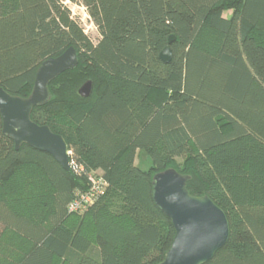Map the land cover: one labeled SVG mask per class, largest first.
<instances>
[{
  "label": "trees",
  "instance_id": "obj_1",
  "mask_svg": "<svg viewBox=\"0 0 264 264\" xmlns=\"http://www.w3.org/2000/svg\"><path fill=\"white\" fill-rule=\"evenodd\" d=\"M80 2L96 43L61 0H0V87L11 95L28 97L40 64L75 48L76 67L30 118L82 167L15 149L0 116V264L160 263L175 230L151 182L168 168L226 215L227 242L203 264H264V0ZM89 174L102 191L69 210Z\"/></svg>",
  "mask_w": 264,
  "mask_h": 264
},
{
  "label": "water",
  "instance_id": "obj_2",
  "mask_svg": "<svg viewBox=\"0 0 264 264\" xmlns=\"http://www.w3.org/2000/svg\"><path fill=\"white\" fill-rule=\"evenodd\" d=\"M159 53L162 62L171 59L169 44ZM77 54L68 47L56 57L44 60L38 67L31 93L22 98L11 95L0 87V116L2 132L12 139L14 148L27 144L48 153L64 170H69V150L64 138L47 125L30 118L32 109L49 99L48 84L59 74L75 68ZM91 81L78 89L82 97L90 95ZM188 177L173 168L157 172L152 177V197L157 207L170 219L175 234L172 243L158 264H203L222 248L229 236L224 211L208 196H193L186 189Z\"/></svg>",
  "mask_w": 264,
  "mask_h": 264
},
{
  "label": "rangeland",
  "instance_id": "obj_3",
  "mask_svg": "<svg viewBox=\"0 0 264 264\" xmlns=\"http://www.w3.org/2000/svg\"><path fill=\"white\" fill-rule=\"evenodd\" d=\"M66 8L70 11V15L73 19H75L87 37L92 41V43H96L99 39V33L96 29L95 24L93 23L89 13L83 3L79 1H71V0H61ZM135 165L143 170H148L151 166V160L145 150L137 149L135 153Z\"/></svg>",
  "mask_w": 264,
  "mask_h": 264
},
{
  "label": "built area",
  "instance_id": "obj_4",
  "mask_svg": "<svg viewBox=\"0 0 264 264\" xmlns=\"http://www.w3.org/2000/svg\"><path fill=\"white\" fill-rule=\"evenodd\" d=\"M71 152L69 150V167L73 168L75 172L82 170V167H78L71 160ZM88 180L90 182V188L86 193L80 194L78 198L69 204V210H76L80 206H83L87 203H91L94 197L102 191L105 181L101 177H97L94 174H89Z\"/></svg>",
  "mask_w": 264,
  "mask_h": 264
}]
</instances>
